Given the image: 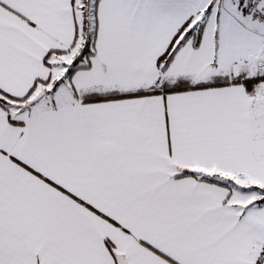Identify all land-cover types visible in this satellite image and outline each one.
Here are the masks:
<instances>
[{"label":"snow or ice","instance_id":"snow-or-ice-1","mask_svg":"<svg viewBox=\"0 0 264 264\" xmlns=\"http://www.w3.org/2000/svg\"><path fill=\"white\" fill-rule=\"evenodd\" d=\"M0 264H264V0H0Z\"/></svg>","mask_w":264,"mask_h":264}]
</instances>
